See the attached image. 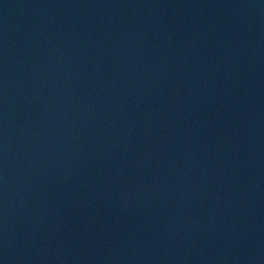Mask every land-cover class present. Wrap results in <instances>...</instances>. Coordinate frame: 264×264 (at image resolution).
<instances>
[{
	"label": "water",
	"instance_id": "1",
	"mask_svg": "<svg viewBox=\"0 0 264 264\" xmlns=\"http://www.w3.org/2000/svg\"><path fill=\"white\" fill-rule=\"evenodd\" d=\"M0 264H264V0H0Z\"/></svg>",
	"mask_w": 264,
	"mask_h": 264
}]
</instances>
